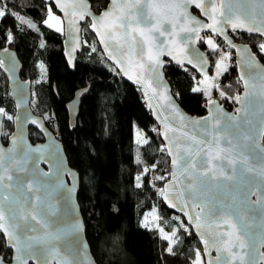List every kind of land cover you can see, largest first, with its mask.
<instances>
[{"label": "snow or ice", "instance_id": "1", "mask_svg": "<svg viewBox=\"0 0 264 264\" xmlns=\"http://www.w3.org/2000/svg\"><path fill=\"white\" fill-rule=\"evenodd\" d=\"M0 5V21L9 16L14 21L9 27H0V43L12 45L19 33L39 30L37 23L25 19L21 12L9 8L3 0H0ZM39 7L44 13L39 21L41 25L61 34L65 33L66 27L67 34L72 37L66 42L71 45V51L66 53L68 66H74L72 53L87 45V40L81 42L78 38L79 22L85 21L86 29L96 33L108 56L115 60L128 79L142 83L147 76V86L152 88L153 94L158 91L154 84L163 86L159 95L167 109L178 117L183 131L177 136L179 128L169 121L168 116L154 109L149 99L148 108L163 125L162 131L156 127L152 131L165 141L160 151L167 152L172 166L171 179L160 195L188 221L185 223L177 218L179 226L163 237L168 243L165 251L175 255L179 230L182 228L190 234L194 227L204 249L203 253L200 249L195 250L191 264H204L202 256L209 257L207 264H264V251L261 250L264 249V144L260 142L264 133L257 131L254 134L253 121L248 119V92L244 97H230L215 83L227 72L229 65L225 61L231 59V52L224 51L214 39L222 36L230 49L243 53L242 59L247 67L258 69L260 79L264 80V66L259 65L252 49L235 44L228 36L229 29L233 33L243 30L258 34L261 42L257 48L264 54V0H219V3L217 0H170L167 7L172 14L167 17L153 15V9L157 7L153 0H109L106 7L101 0L98 15L91 11L86 0H72L71 5L67 0H47V3L40 0ZM69 7L73 11L69 12ZM54 8L63 13L64 19L56 14ZM190 8L198 10L210 22L205 23L193 16ZM86 18H90V22ZM165 22L170 25L169 29L164 27ZM205 29L212 35L202 36L201 32ZM153 33H158V37L163 39ZM137 34L142 41L137 43L133 40L129 56L134 54L139 58L136 63L139 71L129 72L116 53L129 37ZM200 42L207 46V54L196 47ZM92 50H96L95 46ZM2 52L9 54V48L4 47ZM165 55L181 67L187 64L200 73V79L192 78L194 84L190 90L206 98L209 113L206 117L190 118L180 111L170 90L164 85ZM213 55L218 56L215 60L216 74L209 78L207 66L209 57ZM4 65V59H0V67ZM38 67L47 71L43 62ZM244 75L242 73L241 79ZM210 79L213 81L211 84ZM244 82L247 88L249 81ZM213 89L219 92L222 99H234L240 103L242 107L237 108L236 113L244 112L245 115L226 113L212 98ZM179 95L175 94L176 97ZM145 96H148L147 91ZM4 116L8 120L13 119L0 107V117ZM31 123L47 135L40 120L32 119ZM137 135L138 144H150L149 138L140 133ZM54 144L51 141L47 145L32 146L20 133L11 137L9 148L0 147V237L5 240V248L13 252L11 264H28L29 260L46 264V253L54 248L55 242L64 238L69 230L75 233L81 227L79 224L72 225L70 229L58 227L55 218L56 204L53 201L70 199L75 183L71 187L66 185L64 176L74 177V173L58 159L57 152L53 150ZM42 162L49 164V172L40 169ZM157 166L152 163L151 169L155 170ZM148 170L145 167L135 177L136 181H142ZM155 179L164 180L165 176ZM136 186L140 187L141 183ZM169 189L178 190L173 193ZM75 243L80 245L75 250V255L79 256L86 246L78 238ZM212 249L216 252L215 258L211 257ZM4 260L5 257L0 256V264H4ZM63 264H83V261L65 260Z\"/></svg>", "mask_w": 264, "mask_h": 264}, {"label": "trees", "instance_id": "2", "mask_svg": "<svg viewBox=\"0 0 264 264\" xmlns=\"http://www.w3.org/2000/svg\"><path fill=\"white\" fill-rule=\"evenodd\" d=\"M88 1L93 12L99 13L101 0ZM3 3L38 25V31L19 33L12 45L0 43V50L8 47L16 51L22 64L20 77L31 82L32 112L44 118L46 126L61 141L70 167L79 174L77 200L85 225L86 240L97 263L190 264L195 250L202 251L192 230L190 234L182 228L179 230V242L174 246L175 255H170L165 251L168 243L158 229L141 224L145 212L155 209L165 230L179 226L177 220L172 218L175 214L167 208L160 195L169 177L170 161L167 152L160 151L164 143L161 136L152 129H161L140 90L121 78L98 44L95 51L89 44L83 45L74 69L71 70L62 53L63 34L39 23L44 15L39 7L40 0H3ZM106 5L107 0H103V6ZM87 21L90 22V19ZM13 23L9 16L0 21V27H9ZM230 34L234 41L248 44L264 64V54L257 48L261 42L260 37ZM82 38L87 42L95 41L93 34L86 29V23L82 26ZM214 39L222 45L224 51L231 52L228 70L220 76L218 84L228 96L235 97L241 93L242 85L233 53L216 37ZM41 44L44 47H40ZM198 46L205 51L203 42L198 43ZM214 58V55L210 56L212 64ZM40 62H43L46 72L38 67ZM164 73L181 107L191 115L203 116L206 98L190 90L194 84L192 78L200 77L190 68L173 63L165 67ZM83 87H88V90L81 98L75 128L70 130L65 104L72 99L77 89ZM176 93L180 94L179 97L175 96ZM217 100L228 110L236 106L234 99ZM0 107L13 117L14 104L9 95L7 79L1 70ZM134 126L150 139L149 145L134 142ZM12 128V120L4 116V144ZM29 139L36 143L40 142L42 136L30 128ZM152 163L158 165L155 170L151 169ZM145 167L149 170L139 182L141 186L137 187L135 177ZM157 176H165V179H155ZM4 245L5 241L0 237V255L10 260L11 250Z\"/></svg>", "mask_w": 264, "mask_h": 264}, {"label": "water", "instance_id": "3", "mask_svg": "<svg viewBox=\"0 0 264 264\" xmlns=\"http://www.w3.org/2000/svg\"><path fill=\"white\" fill-rule=\"evenodd\" d=\"M44 2L47 3V0H44ZM67 2L69 5H71L72 0H67ZM86 2L88 4V6H90V8H91L90 2L88 0H86ZM217 2L219 3V0H217ZM108 3H109V0H107V5H108ZM153 3L157 5V7L153 9V15H157L160 17H167V16H170L172 14L171 9L169 7H167V5L170 3V0H153ZM71 11H73V9L71 7H69V12H71ZM91 11L93 12L92 8H91ZM144 11L147 12L148 9L145 8ZM56 12H57V14H59L61 16L62 19H64L63 13H61L58 10H56ZM190 12L193 16L198 17L203 22H205V23L210 22L207 20V18L201 16V14L199 13L198 10H196L194 8H190ZM96 14L98 15L99 13H96ZM88 19H90V18H86V20H88ZM256 21L257 22L259 21V17L256 18ZM66 23L67 22L65 21V26H66ZM85 23H86L85 21L79 22L78 38L81 42L83 41L82 26ZM164 27L166 29H169L170 25L167 22H165ZM89 31L91 34H93L101 52L104 54L106 59L112 65H114L116 67L121 78L125 82H127L128 84L138 88L140 90L141 94L143 95V97L145 98L147 104H148L149 99H150L154 109H156L157 111H160L164 115L168 116L169 121L171 123H173L174 126L179 128V131L176 133V135L179 136L180 132L183 131V128L179 127L180 121H179L178 117H175L174 114L171 113L167 109L166 103L162 100V98L159 95V91L162 90L163 86L162 85L158 86V85L154 84L153 87H157L158 91L156 94H153L152 88L147 86V80L149 79L147 76H145L144 82H142V83H137L134 80L128 79V77L126 75H124L123 72L120 70V68L117 65V63L115 62V60L111 59L108 56V53L104 50V46L99 43L100 38L96 35V33L91 31L90 29H89ZM230 33H233V32L229 29L228 36L233 39V37ZM236 33L258 36V34H249L243 30H238ZM207 34H212V33L207 29H205L201 32L202 36H205ZM153 35L158 37V33H153ZM158 38L161 40L163 39L160 37H158ZM216 38L228 47L226 40L222 36L216 37ZM70 39H72V37H70L67 34V28L65 27V33L63 34V40H62V51H63L62 53H63V57L65 59V62L69 58L66 55V53L71 51V45L66 43ZM133 40H135L137 43H139L140 41H142V37H140L138 34L135 35L134 37H129L127 42L124 44L123 47L120 48V50L116 53V55H118L124 61V67L126 69H128L129 72H138L139 70H138V68H136V63L138 62L139 58L137 56H135L134 54L131 57L129 56V46L133 44ZM233 42L237 45H240V46L247 45L248 47H250L248 44H245L243 42L234 41V39H233ZM196 47L201 52L206 53L204 50H202L198 46V44L196 45ZM82 49H83V46L77 48L75 50V52L72 53L71 58L74 60V64H75L77 55L79 53H81ZM231 51L233 53V61H234L235 66L237 68L238 77H239L241 85H242V90H241V93L239 94V96L244 97L246 91L248 92L247 99H248L249 103H248V108H247V116H248V119L253 121L254 134L257 131L264 133V80L260 79L258 69L247 67L245 60L242 59V56H244L243 53L238 54L235 48H231ZM252 53L256 56V54L253 51H252ZM9 54H11V55H9ZM9 54L3 53L2 49L0 50V59H4V61H5V65L3 67H0V70L3 72V74L5 75V77L7 79L9 95L13 101V104H14V114H13V119H12L13 128L7 137V143L4 144L2 142V129H3L4 117H0V121H2V127H0V147H2L4 149L9 148L11 146V137L14 135L18 136L20 133L23 134L27 143L31 144L32 146L47 145L51 141H54L55 144L53 145V150L57 152L58 159H60L62 161L63 166L66 169H68L72 173H74V177L73 176H64V180H65L66 185L68 187H71L73 182L75 183V189L71 193L70 199H63V200L58 199L56 201H53V203L56 204L55 218L58 220V227L70 229L71 226L75 225V224H79L81 227H80L79 231L75 232V233H73L69 230V232L67 233V235L64 238L55 242L54 248L49 250L46 253V264H63V262L65 260L71 262L73 259L82 260L83 264H98L93 253H92V251H91V249H90V246L86 240L85 225H84L83 217L81 214L80 205H79L78 200H77V193H78L79 186H80L79 174L75 169L70 167L61 141L57 138L56 134L46 126L44 118L42 116L37 115V114L32 112V110L30 108V102L32 99L31 82L29 80H24L20 77V71L22 69V64L18 58L16 51L12 48H9ZM163 60H164V68H163L164 85L167 86V88L170 90V93L172 94L171 86H170L168 80L166 79L164 69L169 63H173V64H176L178 66H180V65L175 60H173L170 56H167V55H165L163 57ZM256 60L258 61L259 65L264 66V64L259 60V58L257 56H256ZM238 61H239V63H238ZM129 65H131V67H129ZM68 67L71 70L74 69V66H72V67L68 66ZM184 67L190 68L199 77H201L198 70L193 69L190 65L185 64ZM211 71H212V63H211V59L209 57V65L207 66V75L208 76L210 75ZM242 73L245 74L244 79H241ZM245 80L249 81L247 88L245 86V82H244ZM85 89H86V91H85ZM87 90H88V87H83V88L77 89L74 92L72 99L69 100L65 104V110H66L67 117H68V127L70 130H73L75 128L76 120H77L78 115H79L81 98H82L83 94L87 92ZM145 91H147V93H148L147 97L145 96ZM172 96H173V94H172ZM173 99L175 100L176 104L179 106L180 111L186 117L199 119L202 117H206L209 114L207 106H206L205 114L203 116L197 117V116L191 115L181 107V105L177 102V100L175 99L174 96H173ZM215 100H217V99H215ZM217 102L222 106L224 111L226 113H228L229 115H241V116L245 115L244 112L236 113V109L242 107V105L240 103L236 102V106L232 110H228L224 106V104L220 103L218 100H217ZM150 111L153 114V110L150 109ZM153 116H154L156 124L159 126V128L162 131L163 125L161 124V122L159 120L156 119V116L154 114H153ZM17 117H19V119H17ZM32 119H38L41 121L44 128L47 130V135L44 134L43 132H41L40 129L36 125H33L31 123ZM30 128H34L35 130H37L38 133L42 136L43 141L32 143L29 139V129ZM189 131H191L190 128H189ZM170 135H171V133H170ZM263 139H264V135H262L260 137V142L262 144H264ZM162 141H163V143H165L163 138H162ZM167 156H168V154H167ZM168 159L170 161V172H169V177H168L167 181L165 182V184L169 183V181L171 179V172H172L171 158L168 156ZM39 167L43 172H49L50 171L48 163L42 162V163H40ZM165 184H164V186H165ZM169 190L173 191V193H175V191H177L178 189H175V190L169 189ZM67 195L68 194L65 193L66 197H67ZM173 199H175V195H173ZM165 204H166L167 208L173 214L181 217L185 221V223L188 222L187 218L184 217L178 211V209H174V208L170 207L166 202H165ZM196 211H198V209ZM191 230L200 242V239H199V236L197 234L196 229L193 227ZM77 238L79 239V241L82 242V244L84 246H86L80 252L79 256L75 255L76 248L80 247V245L75 243V240ZM200 244H201V249H202V253H203L204 245L201 242H200ZM261 250L264 251L263 249H261ZM11 253H12L11 254V257H12L13 252L11 251ZM215 256H216V252L214 249H212L211 250V257L215 258ZM203 257L205 259V264H207L209 257L208 256H203ZM4 264H11V260H4ZM28 264H36V262L33 260H29Z\"/></svg>", "mask_w": 264, "mask_h": 264}, {"label": "rangeland", "instance_id": "4", "mask_svg": "<svg viewBox=\"0 0 264 264\" xmlns=\"http://www.w3.org/2000/svg\"><path fill=\"white\" fill-rule=\"evenodd\" d=\"M57 14V13H56ZM57 15H59V14H57ZM60 16V15H59ZM206 36H208V34L207 35H205V37ZM85 40V39H84ZM83 40V41H84ZM217 43V42H216ZM87 44H89L90 46H91V48H93V46H95V48H96V46H97V42H96V40L95 41H91V42H87ZM221 47H222V45L221 44H219ZM206 46V45H205ZM205 51H208V48H207V46H206V49H205ZM214 64H212V71H211V73H210V75H209V78H211V77H213V76H215V60L218 58V56H216V55H214ZM229 62H230V60H227V61H225V63H227L228 65H229ZM201 78V77H200ZM200 78H198V79H200ZM220 78V77H219ZM219 78L215 81V83H217L218 84V81H219ZM209 83L211 84V83H213V81L210 79L209 80ZM212 98L213 99H219V98H221L220 96H219V92L217 91V90H215V89H213L212 90ZM32 99H33V94H32ZM137 133H140V135H143V133L141 132V131H139L135 126H134V142L135 143H137V140H138V135H137ZM144 136V135H143ZM138 144V143H137ZM140 181H136V183H139ZM172 218H174V219H176L177 220V222L179 223V220L177 219V218H179L180 220H182V218L181 217H179V216H176V215H174V217H172ZM160 220H161V218H160V216L158 215V213H157V211L155 210V209H153V210H150V211H146L145 212V214L143 215V217H142V219H141V224L144 226L145 224H147L148 226L147 227H154V228H157L158 229V231H159V233H160V235H161V237L163 238L164 237V235H170L171 234V232H172V229H174V227H170L171 229L170 230H165L164 229V226L160 223ZM170 226V225H169ZM161 229H163V232L161 231ZM202 259H203V256H202ZM204 260V259H203ZM191 264V263H190Z\"/></svg>", "mask_w": 264, "mask_h": 264}, {"label": "flooded vegetation", "instance_id": "5", "mask_svg": "<svg viewBox=\"0 0 264 264\" xmlns=\"http://www.w3.org/2000/svg\"><path fill=\"white\" fill-rule=\"evenodd\" d=\"M43 141V139L40 140V142Z\"/></svg>", "mask_w": 264, "mask_h": 264}]
</instances>
